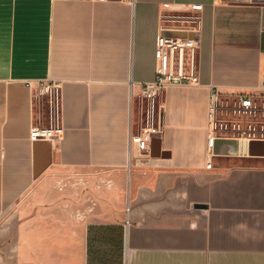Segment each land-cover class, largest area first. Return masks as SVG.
Segmentation results:
<instances>
[{"label": "crops", "instance_id": "obj_1", "mask_svg": "<svg viewBox=\"0 0 264 264\" xmlns=\"http://www.w3.org/2000/svg\"><path fill=\"white\" fill-rule=\"evenodd\" d=\"M177 27L200 83L147 99ZM263 74V0H0V264H264Z\"/></svg>", "mask_w": 264, "mask_h": 264}, {"label": "built area", "instance_id": "obj_2", "mask_svg": "<svg viewBox=\"0 0 264 264\" xmlns=\"http://www.w3.org/2000/svg\"><path fill=\"white\" fill-rule=\"evenodd\" d=\"M170 31L181 30L182 28L169 29ZM197 43L193 40L184 37H174L161 35L158 41V70L156 79L152 82H147L143 85V95L147 99H152L158 96L169 85H194L199 84V76L197 73L196 47ZM31 88L37 89L40 95L47 98L50 105V121L51 127L43 130L35 127L32 129L31 137L40 139L47 136H56L62 130L58 127L59 116V93L61 90V82L29 81ZM261 89H264V74L261 77ZM219 93L216 90L212 91L211 108H215V102ZM241 107L243 111H250L253 108V103L250 97L242 98ZM161 131L160 126L148 127L142 129L135 140L139 150L146 152L149 149L150 142ZM213 143V139L211 140Z\"/></svg>", "mask_w": 264, "mask_h": 264}, {"label": "water", "instance_id": "obj_3", "mask_svg": "<svg viewBox=\"0 0 264 264\" xmlns=\"http://www.w3.org/2000/svg\"><path fill=\"white\" fill-rule=\"evenodd\" d=\"M233 1H248V0H233ZM252 1H260V0H252ZM264 1V0H263ZM169 34H175V33H169ZM177 37H185V32L184 31H181V30H177ZM259 144H264V141L263 140H258V139H254V140H251L249 142V151L251 154H257L253 151V148ZM261 154H264V153H261ZM50 155H51V152L48 151L47 152V156L44 158V162H41V158L39 155H37V163H36V169H35V175L38 176L42 171L43 169H45V167L49 164L50 162Z\"/></svg>", "mask_w": 264, "mask_h": 264}, {"label": "rangeland", "instance_id": "obj_4", "mask_svg": "<svg viewBox=\"0 0 264 264\" xmlns=\"http://www.w3.org/2000/svg\"><path fill=\"white\" fill-rule=\"evenodd\" d=\"M47 105H48V110L46 111V113H47V116L50 118L49 101H47ZM46 109H47V106H46ZM101 173L103 174V172L101 171H80L79 173H69V175H66V176H62V175L53 176L51 179L59 180V181L60 180H64V181L71 180L72 182L75 183L81 177H84V179L93 182L98 177V175Z\"/></svg>", "mask_w": 264, "mask_h": 264}]
</instances>
